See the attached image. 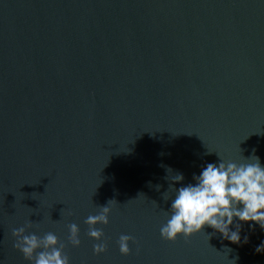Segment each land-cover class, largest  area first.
<instances>
[{
	"label": "water",
	"instance_id": "1",
	"mask_svg": "<svg viewBox=\"0 0 264 264\" xmlns=\"http://www.w3.org/2000/svg\"><path fill=\"white\" fill-rule=\"evenodd\" d=\"M253 148L264 165V0H0L5 264H30L12 236L29 221L60 238L71 264H229L223 245L237 264H264L259 225L244 223L240 245L208 240L207 226L160 235L162 165L195 183L216 152L240 162ZM112 199L97 255L85 220ZM120 234L135 241L127 256Z\"/></svg>",
	"mask_w": 264,
	"mask_h": 264
},
{
	"label": "clouds",
	"instance_id": "2",
	"mask_svg": "<svg viewBox=\"0 0 264 264\" xmlns=\"http://www.w3.org/2000/svg\"><path fill=\"white\" fill-rule=\"evenodd\" d=\"M213 151L209 150V153ZM252 149V155H242L240 162L232 159H225L220 153L216 162H208L201 167L199 174H193L195 183L184 184L183 172L175 171L170 166L166 168L169 186L161 193L164 201H171L170 207L165 211L166 222L160 226V235L168 241H176L183 236L188 239L194 234L203 232L205 226L214 231L207 233L208 240L219 233L223 240L240 245L249 242V236L244 235L241 240V231L244 223L249 224L251 231H255L256 225L264 230V165L260 157ZM151 184V182H149ZM180 184L177 187V184ZM163 187L156 185L157 190ZM114 199L109 200L107 205L99 206L95 215H89L85 223L89 226L87 235L98 241L93 246L94 252L99 255L107 251L108 245L104 240L105 233L98 224L108 225L109 216L114 206ZM154 204L159 206L155 200ZM29 221L26 225L12 229V236L15 238L13 247L19 250L25 260L30 264H71L69 256L65 253L66 245L54 232H47L44 235H37L29 232L32 227ZM68 243L79 247L80 228L75 222L68 225ZM234 229V230H233ZM134 238L128 234H120L117 244L122 255L131 253L130 243ZM227 253L229 264H237L239 255L231 260L228 253L233 249L223 245ZM257 253H264V241L256 246ZM0 264H5L0 260Z\"/></svg>",
	"mask_w": 264,
	"mask_h": 264
}]
</instances>
